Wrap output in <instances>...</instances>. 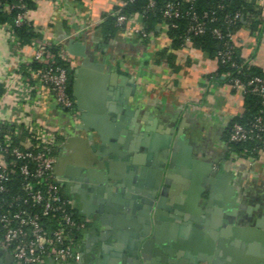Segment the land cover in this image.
Wrapping results in <instances>:
<instances>
[{
    "label": "crops",
    "instance_id": "0c3cea01",
    "mask_svg": "<svg viewBox=\"0 0 264 264\" xmlns=\"http://www.w3.org/2000/svg\"><path fill=\"white\" fill-rule=\"evenodd\" d=\"M118 3L32 0L28 13L35 40L64 49L70 40L78 49V57L68 53L71 96L84 111L86 129H73L48 87L35 73L28 75L35 70L30 42L15 47L3 31L0 97L9 89L7 98L19 99L28 85L39 107L0 109V118L19 116L53 129L58 171L69 164L90 168L96 192L75 194L66 187L74 213L89 225L78 237L83 264H264V154L242 160L229 155L226 144L243 98L223 75L212 78L215 57L192 44L173 48L163 25L146 42L122 30L103 39L98 26ZM255 4L264 17V0ZM235 38L241 58L264 70V32L254 37L241 29ZM162 51L173 57L174 68L159 60ZM167 131L178 139L173 156L167 155L172 167L166 172V162L160 176L159 190L168 173L164 208L156 210L143 237L144 210L135 203L156 183L155 168L165 150L160 142L151 147L149 138ZM131 189L139 192L135 200L127 196ZM0 264H13L1 247Z\"/></svg>",
    "mask_w": 264,
    "mask_h": 264
},
{
    "label": "built area",
    "instance_id": "2783aa9c",
    "mask_svg": "<svg viewBox=\"0 0 264 264\" xmlns=\"http://www.w3.org/2000/svg\"><path fill=\"white\" fill-rule=\"evenodd\" d=\"M163 2L164 20L182 17V12L173 0ZM122 5L117 4L119 7ZM154 5L155 1H150L147 9H152ZM0 12L13 13L10 21L0 20V31L6 33L15 47L19 46L13 29L29 23V10L23 0H0ZM187 12L190 23L185 30L183 46L191 45L194 37L206 31L207 14L198 17L190 8ZM113 15L116 17V25L122 31L135 37L146 36L139 14H122L117 9ZM162 25L166 28L165 23ZM171 27L176 26L171 24ZM212 34L223 46L216 61L229 62L231 68H238L231 58L233 49L239 46L235 36L224 35L219 29H213ZM30 45L33 53L29 64H37L40 68L28 72V75L35 73L40 82L52 92L55 105L67 111L72 121L78 123L74 100L67 92L68 69L58 65L61 61L70 68V55L60 43L51 44L33 39ZM244 63L251 64L249 60ZM222 80L240 97L254 94L262 101L259 114L249 126L239 123L230 126L226 144L260 140L264 129V79L253 77L245 82L224 73ZM31 92V88L25 85L21 98L13 100L7 98L11 93L7 89L0 97V109L12 113L22 107H39L37 97L32 96ZM56 144V133L49 126L23 120L19 116L8 121L0 118V247L11 254L15 264H44L50 260L55 264L81 262L83 250L78 237L87 230L88 221L75 220L71 212V200L62 195L54 174L56 160L53 148ZM263 154L264 147L258 150L256 159H239L254 161Z\"/></svg>",
    "mask_w": 264,
    "mask_h": 264
},
{
    "label": "trees",
    "instance_id": "16d2710c",
    "mask_svg": "<svg viewBox=\"0 0 264 264\" xmlns=\"http://www.w3.org/2000/svg\"><path fill=\"white\" fill-rule=\"evenodd\" d=\"M150 1L152 0H134L133 2L129 0H120V3L123 5L120 7L116 5L111 13L104 15L102 23L98 26L103 39H112L121 30L116 25V17L113 15V12L117 9H120L122 14L137 13L142 16L141 24L146 32V36L139 38L144 39V42H146L149 34H159L157 27L165 23L167 34L172 42L173 48H181L184 45L183 38L185 30L190 23V17L187 12L188 9L190 8L191 12H195L198 17L207 14L205 20L206 31L201 36L193 38L192 46L215 58H217V54L222 51L223 46L220 41L214 38L212 34L213 29H219L224 35L230 34L232 36H236V33L241 29L247 30V33L254 37H258L264 32V17L262 10L255 4V0H194L193 2L189 0H173L175 5L182 12V17L170 21H166L162 18L163 0H154V7L152 9H147ZM23 2L27 10H30L32 7V0H23ZM12 16L13 13L0 12L1 21H10ZM171 24L176 27H171ZM32 28V25L27 23L13 29L19 45L22 46L25 43H29L37 37ZM158 57L160 61L164 59L169 67L174 68L173 57L166 51L159 53ZM231 58L232 61L237 64L238 68H231L229 62H217L218 69L215 77L212 78L219 80L224 73H229L230 77H237L245 82L253 77L264 79V70L252 64L244 63L245 60L241 58V49L239 46L233 49ZM31 65L34 69L40 68L37 64L33 63ZM58 65L68 69L67 92L73 99L71 96L70 68L61 61L58 62ZM225 80H223V82ZM242 98L243 111L231 121L230 126L234 123L249 126L261 110L262 101L260 97L254 94H246ZM260 136V140L253 139L244 143L228 144V154L235 155L237 158L256 159L258 150L264 147V129ZM53 155H56L55 147L53 148ZM62 195L70 200V197L66 194L62 193ZM71 212L73 218L79 220L74 210ZM87 228H89V225H87Z\"/></svg>",
    "mask_w": 264,
    "mask_h": 264
},
{
    "label": "water",
    "instance_id": "95a60500",
    "mask_svg": "<svg viewBox=\"0 0 264 264\" xmlns=\"http://www.w3.org/2000/svg\"><path fill=\"white\" fill-rule=\"evenodd\" d=\"M63 44L64 45L66 44L65 49H66L67 53H69L73 57L79 56V53L77 52L78 49L75 50V47L73 45H71L70 40L67 41L66 43L63 42ZM73 97L75 98V100H74L75 108L78 112L79 117H78V123L75 124L73 121L71 122L72 123L71 127H73V129H86V121H85V116L83 113L84 111L81 109L78 99L75 96H73ZM167 133H168L167 135H164L161 137L159 136L158 133H157L158 135L156 133H154V134H151V136L149 138L150 143H151V147L159 145V147H162L165 150H164V154H163V162H162L161 166L159 167V169L156 170L157 171L156 172V183L154 184V189L152 191H149V192H146V191L141 192L143 197L141 198L140 203L139 204L135 203L136 207L144 210L143 218L145 219L146 226L144 227V229L141 232L142 233L141 236H143V237L148 236V233H147L148 232V224H150L152 221H154V223H155V221L157 219L156 210L164 208L162 205V202H163L164 196L166 195L165 185H166L167 176L169 173L168 170L171 169V167H172L171 157L173 156L175 146L177 144V139H178V133H176L175 136L170 134V131H167ZM158 142H160V143H158ZM156 143H158V145ZM168 153H170V156H171V157H169V159L167 157ZM166 162H168V166H167V169L166 168L165 169H166V172H168V173L165 174V179H164V182L162 185V189L159 190V188H160V186H159L160 182L159 181L161 180L160 176L164 175V172H165L164 165ZM57 180H58L59 184H61L63 187L68 188L69 193L79 194L78 190H76V188H74L68 181H64L59 177L57 178ZM137 193L139 194L138 191L131 189L130 194L129 195L127 194V196L129 198H131V200H133V199L135 200L136 197H134V195ZM111 195H113L114 197L119 196L117 194L114 195L112 193H111ZM80 197L82 199V195H80ZM82 210H83V207H82ZM82 213L85 214V216H88L87 213H85L84 211ZM140 241H141V239H140ZM138 246H139V244L137 246L135 245V247H138ZM83 257H84V253H82L81 262L79 264H83ZM12 262H13V264H15L13 260H12ZM44 264H55V263L50 260Z\"/></svg>",
    "mask_w": 264,
    "mask_h": 264
},
{
    "label": "flooded vegetation",
    "instance_id": "af4514ba",
    "mask_svg": "<svg viewBox=\"0 0 264 264\" xmlns=\"http://www.w3.org/2000/svg\"><path fill=\"white\" fill-rule=\"evenodd\" d=\"M55 160L57 162V156L55 155ZM55 162V165H56ZM163 162V155L158 161V164L155 169L161 166ZM54 174L55 176L61 178L64 181H68L74 188L77 190H93V192H96L98 189V183L94 182L93 180L89 179L88 173L90 172V168L88 166H79L74 167L72 165H64L60 171L57 170V167H54ZM57 177V178H58ZM94 182V183H93ZM93 183V184H92ZM155 184V183H154ZM154 184L151 187V189H147L146 192L152 191L154 189ZM61 192L66 194V187H63L61 184Z\"/></svg>",
    "mask_w": 264,
    "mask_h": 264
}]
</instances>
